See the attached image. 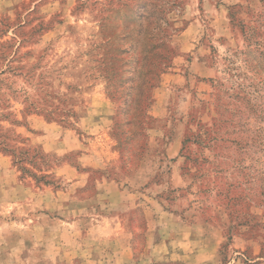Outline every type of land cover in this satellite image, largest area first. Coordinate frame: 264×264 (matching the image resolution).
I'll return each instance as SVG.
<instances>
[{"label":"rangeland","instance_id":"1","mask_svg":"<svg viewBox=\"0 0 264 264\" xmlns=\"http://www.w3.org/2000/svg\"><path fill=\"white\" fill-rule=\"evenodd\" d=\"M0 264H264V0H0Z\"/></svg>","mask_w":264,"mask_h":264},{"label":"crops","instance_id":"2","mask_svg":"<svg viewBox=\"0 0 264 264\" xmlns=\"http://www.w3.org/2000/svg\"><path fill=\"white\" fill-rule=\"evenodd\" d=\"M108 183H106L105 180H102L98 183L99 187L103 189V187L105 185H107ZM114 194H109L106 192H101L100 190H98V192L92 197V199H90L89 201H99L101 199H106L107 196H109V198H113ZM86 202L84 203H80L81 205H84ZM132 208L127 207L125 210H123L124 212H117L116 217H110L107 216L106 214H103L101 216V219H103L104 221H109L111 220V222L115 219H117V223H115L116 225L114 226H109V230H107L106 232H101V234H98V238L99 241L101 242L98 246V248H101L106 250V249H111V245H113L114 248H116L115 246H117L119 249L117 251V254H115V258L118 261H123L124 262V257L127 258L129 256L132 255L131 250H132V242L133 239L135 237L134 235V231H133V226H132V220L134 217V210H131ZM120 211V210H119ZM147 212L144 211L143 217L147 220V232L145 233L146 237L148 238L149 235L151 234L152 231V226L149 223V220L151 218H149V214H146ZM162 216H157V218L161 219ZM156 218V220H157ZM160 222V220H159ZM110 241V242H109ZM110 243V244H109ZM109 244V246H108ZM106 254H108V251H105V256Z\"/></svg>","mask_w":264,"mask_h":264}]
</instances>
